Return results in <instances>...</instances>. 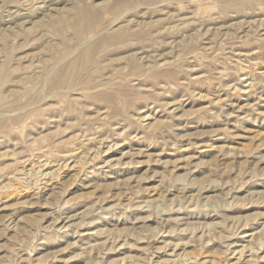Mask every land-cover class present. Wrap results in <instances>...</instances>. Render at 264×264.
<instances>
[{
  "label": "rangeland",
  "instance_id": "obj_1",
  "mask_svg": "<svg viewBox=\"0 0 264 264\" xmlns=\"http://www.w3.org/2000/svg\"><path fill=\"white\" fill-rule=\"evenodd\" d=\"M0 264H264V0H0Z\"/></svg>",
  "mask_w": 264,
  "mask_h": 264
},
{
  "label": "bare ground",
  "instance_id": "obj_2",
  "mask_svg": "<svg viewBox=\"0 0 264 264\" xmlns=\"http://www.w3.org/2000/svg\"><path fill=\"white\" fill-rule=\"evenodd\" d=\"M26 19V18H25ZM19 21V20H18ZM11 23V22H10ZM10 23H8V24H10ZM16 25V24H15Z\"/></svg>",
  "mask_w": 264,
  "mask_h": 264
}]
</instances>
